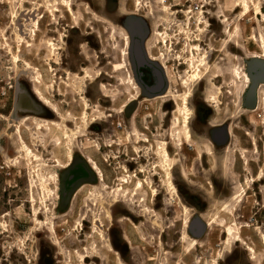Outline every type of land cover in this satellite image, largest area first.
I'll return each mask as SVG.
<instances>
[{
  "label": "rangeland",
  "instance_id": "1",
  "mask_svg": "<svg viewBox=\"0 0 264 264\" xmlns=\"http://www.w3.org/2000/svg\"><path fill=\"white\" fill-rule=\"evenodd\" d=\"M139 1L140 8L137 0H69L74 11L83 15L76 19L68 12L64 0H0V264H80L77 253L86 251L92 241H99L97 236L91 239L90 230V221H95L99 215L123 264H212L214 254L222 252L223 236L218 228L208 231L191 254L186 245L178 242L184 229L181 217H173L172 200L176 205L179 202L167 195L161 183L154 181L157 179L154 152L159 142L170 141L167 133L170 116L166 109L162 111V105L167 102L154 108L148 103H135L120 114L135 94L129 92L125 44L119 31L113 28L129 30L132 23L139 20L144 24L145 38H149L154 29L169 34L167 46L160 42L158 35L152 45L155 53L165 54L175 72L188 71L183 58L189 56L190 47L199 39L210 56H218L215 65L222 71L214 68L212 76L223 74L230 84L237 81L233 69L238 63L232 56H241L240 46L245 49L246 63L250 55L263 53L264 16L256 13L255 4H261L264 12V0H248L247 13L236 7L242 0H168L172 8L168 13L160 12L155 0ZM120 5L121 12L118 11ZM55 9L59 12L53 14ZM135 10H140L139 16H132ZM149 13L153 20L145 18ZM41 17L38 29L36 19ZM23 32L26 43L20 47ZM232 35L231 47L224 51L222 46ZM16 56L21 59L19 64L15 63ZM25 62L36 69L28 70ZM252 63L255 62L249 61L248 65ZM228 91L232 94L228 110L237 115L240 111L236 108L238 92L231 86ZM42 95L53 103L59 115L54 113L53 107L39 100ZM18 97L21 112L15 111ZM83 98H87L89 104L87 121L83 117L86 111ZM27 110L37 116L29 115ZM259 114L260 119L264 118V108ZM130 118H134L139 133H135L138 138L128 140ZM39 126L43 129L39 130ZM18 130L33 155L22 151ZM171 136L172 141H177V134ZM180 136L183 140V135ZM261 144L263 148L264 125L261 126ZM181 148L189 147L183 143ZM170 150L186 165L184 157L179 155L182 151ZM91 160L102 169L110 189H116L120 180L129 175L156 182L153 186L158 190L157 198L145 185L146 204L162 213H157V218L143 214V208L139 207L140 195L130 197L133 203L125 198L115 202L108 195L109 190L103 191L102 184L95 185L96 179L86 163ZM76 165L85 166L93 175L91 183L78 184L71 192L60 188L61 197L57 201L48 190H55L53 182L57 177L61 185ZM187 166L195 167L191 163ZM229 169L230 166L225 173H229ZM140 170L144 173H139ZM179 173L180 165L175 167L173 177L183 202L205 214L206 208L199 209L195 201L213 199L214 190L200 189L194 185V178L185 181ZM193 173L194 170L188 171L190 175ZM227 176L226 184L231 181ZM233 178L246 190L247 196L232 215H220L227 222L261 227L264 234V182L253 187L249 183L251 179L243 183ZM46 182L48 186L44 189ZM128 187L131 192L133 183ZM96 191L106 194L105 203L94 195ZM225 196L217 195L215 200L225 201ZM35 211L44 222L50 218L51 225H33ZM6 214L8 216H4ZM83 218V225L78 226ZM52 223L54 233L50 230ZM201 228L196 225L194 230L197 233ZM54 237L61 246L55 245ZM244 237L258 251L259 264H264V241L253 227L244 229ZM99 249L105 259L92 256L87 264H119L103 244H99ZM222 254L217 264H253L240 245L233 247L230 254Z\"/></svg>",
  "mask_w": 264,
  "mask_h": 264
},
{
  "label": "flooded vegetation",
  "instance_id": "2",
  "mask_svg": "<svg viewBox=\"0 0 264 264\" xmlns=\"http://www.w3.org/2000/svg\"><path fill=\"white\" fill-rule=\"evenodd\" d=\"M122 9L123 8L120 5L118 11L121 12ZM132 14V16L134 17L139 16L136 10ZM145 18L153 20L151 13L146 15ZM118 28L122 30L125 29L128 32L131 40V44L127 53L129 55H127L128 63L126 64V71L128 72L127 77L130 78L132 76L134 82V87L131 88L129 92L134 93L135 95L131 97L127 109H129V107L135 103H148L149 106L154 108L161 103L165 104L167 102V104L162 105V111L166 109V114L170 116L167 131L170 141L166 143H168L169 145V151L172 158H174L176 161L175 166L173 167V170L171 172L174 184L176 178L173 177V171L176 166L180 165L179 176L182 180L191 181L192 177L196 180V183H194V185L198 188L203 189L205 187H208L214 190L213 199L211 197H208L209 199L205 198L203 201H195V204H197L196 207H198L199 209L203 210V207L206 208L205 214H202L198 212L196 208H190L183 202L179 189L175 184L183 206L180 208V206L176 205V202L172 200L173 217H181L180 222L182 224V228L184 229V231H182L180 234L178 242L183 244L181 240L182 235L185 233L190 239V243H195L194 247H192L191 249H189L188 244L186 245L187 252L191 254L193 250L197 248L199 244H201L205 239L204 236L208 231L214 228H218L221 230V235L223 236L220 244L222 252L230 254L233 247H235L236 245H240L243 246L245 251L247 252L248 260L253 264H259V260L257 257L258 251L252 244H249L247 238L244 237V229H250L253 227L255 233L259 235L260 238L264 241V234L261 231V227H255L253 225L246 224L240 225L237 221L227 222L226 218H224L220 214L232 215L235 211V207L238 206L235 204L234 198L236 197L235 195L238 190H240V188L242 187L238 184V182H235L236 179L233 177H236L243 183H245L248 179H251L249 183L253 185V187L255 186V184L259 186L261 185L260 183L264 182V179H259L260 173L263 170L262 166H264V145L262 148L261 144V126L264 125V118L260 119L261 116L259 114V111L264 108V100L263 102H261L260 97L262 94H264V89L261 91V86L264 85V82L258 83L259 87L256 94L251 93V89L254 86V83L252 82L249 74L251 73L253 77L261 79L264 75V70H262L259 65H255L254 63L248 65V63L245 62V49L244 47L240 46L239 49L241 56H232L235 62L238 63V68L240 69L241 73V75L237 76V81H232L230 84H228L227 77L223 76V74L212 76L210 72L209 75L203 80H200L198 83L193 84L191 99L189 101V109L191 111L189 126L193 137L192 141L186 138V136L184 135L185 130L182 129L181 126L178 127L173 125L175 114L177 111L176 104L173 101V96L174 94L179 96L183 95L185 89L181 86V83L171 81L169 71L172 67L168 64L167 59L165 58V54L163 52L155 53L154 51L152 40H154L155 35L162 33H160L159 31L157 32L155 29L151 30L149 38H145L143 40V46L140 47V49L144 51L146 55V58H144L143 56V58L146 60V63L144 65H139L141 57L140 54L136 52V41H138L139 39L132 36L127 28ZM24 35L25 33L23 34V36ZM124 44L126 48L125 41ZM261 50L263 51L262 48ZM149 52H151L158 59L162 58V62L152 61L149 57ZM250 57H264V51L263 53L250 55ZM178 58L180 59L181 57ZM217 58L218 56L216 55H209V63L212 67H217L215 65ZM219 60L226 61L223 58H220ZM175 73L180 81L187 74V70H176ZM180 73H182V76L179 75ZM245 75H247L250 81L249 84L247 83ZM197 86L199 87L196 88ZM228 86L235 88L238 92L236 95V108L240 109V111L239 114L237 112L238 110L236 111L237 115L232 114V112L228 110V106L231 103L229 101V95H232L231 92L228 91ZM213 90L216 93V101L210 99ZM127 109H125L124 113L127 112ZM27 113L29 115L37 116L29 110H27ZM128 129V140L133 139V137L136 136L135 133H139L134 118H130ZM173 133L177 135L182 134L183 140L179 141V139L177 138V141H172L171 135ZM136 137L138 138V136ZM145 142L149 143V140L145 139ZM183 143L188 144L189 148L187 150L181 148ZM163 144L164 142H159L157 149L154 152L157 160L154 166V169L156 171L154 176H156L157 179L154 181L161 183V185L164 187L163 182L166 176L163 169L158 167L160 165L161 159V145ZM172 148L182 151V154L179 153V155L184 157V159L186 160V165L180 163L181 160L177 158L178 154L171 153L170 149ZM208 149L211 151V153ZM226 160H228V166H230L229 173H225L226 170L224 167V163ZM86 163L93 173L96 179L95 185H97L99 183V180L95 173L92 171L89 162ZM188 163H191V165H195V167H188ZM71 164L69 166H71ZM192 170H194V173L191 175L188 174V171ZM139 173L143 174L144 171L140 170ZM226 174L228 175L227 177L229 178V180L232 181L233 185L231 181H228L227 184L225 183ZM93 175L85 166L76 165L62 180L61 185L57 183L59 182L58 177L54 180L53 184L58 186L59 192L61 191V189L63 192H71L78 184L91 183ZM131 177L132 182H134V179L137 176L134 175ZM137 179L139 178L137 177ZM143 182L149 186L150 192L152 194V188H154L153 184L156 182H153L152 180ZM164 188L168 195L166 187ZM256 189H259V187H256ZM154 190L157 192V198L159 196L158 190L156 188H154ZM79 192L75 194L73 199L76 198ZM207 193L208 192L205 191V194ZM261 193L262 191H259V194ZM217 195H226V200L222 202L216 201L215 197ZM245 196H247V192ZM60 197L61 192L60 196L56 198V200L59 201ZM225 205L227 206V210L223 211L222 213V208ZM162 206L167 207L166 205H164V203H162ZM184 208H188L189 210L187 224L185 221ZM262 208H264V206H262ZM4 216L8 215L6 214ZM205 218L207 220H205ZM214 218L215 220L213 221ZM240 219H243V216H241ZM90 224V230L92 233L94 223L90 221ZM196 225H201L202 227L204 225L205 231H203L202 233L197 232L198 234L194 233L195 230L191 229V227L194 228L196 227ZM228 227L234 228L236 230V233L231 236L226 231ZM192 231H194V234L192 233ZM201 234L203 235L202 237ZM251 247L254 249L256 256L251 253ZM115 251L117 252L116 249ZM222 252L214 254V261L212 260V264H217L216 260L222 258Z\"/></svg>",
  "mask_w": 264,
  "mask_h": 264
},
{
  "label": "bare ground",
  "instance_id": "3",
  "mask_svg": "<svg viewBox=\"0 0 264 264\" xmlns=\"http://www.w3.org/2000/svg\"><path fill=\"white\" fill-rule=\"evenodd\" d=\"M167 2H168V0H155V4L158 6L160 12H162V13H168V11L170 9H172V8H169ZM250 2H251V0H250ZM64 3H65V5L68 8V12L72 16H74V18H76V19L79 18V17H80L79 19L83 18V15L77 14L74 11V9L72 7V4H71V2H69V0H64ZM136 3H137V7L140 8L141 7L140 1L137 0ZM255 6H256V13L258 15L264 16V12L262 10L261 4L258 3V4H255ZM236 7H241L245 13L249 12V10H250V4H249L248 0H242L241 2H239V3L236 4ZM139 11L140 10H136L137 13H139ZM57 12H59L58 9H55V10L52 11L53 14L54 13H57ZM41 19H42V17L39 18V19H36V27L38 29H39V25H40L39 22H40ZM208 26H209V23H208ZM116 29L119 31L123 42L125 41V43H126V48L123 49V51H124L123 53H125L124 55L127 57V55H129V54H127L128 53V49H129L130 44H131L130 36H129L128 32L125 29L122 30V29H119L118 27L113 28V30L115 32H117ZM199 31L205 32L202 29H200ZM33 35L35 37L37 36L36 31H35V33ZM157 35L159 37L160 42L162 44H165L167 46V44L169 43V38H170L169 37V34L165 33V34H157ZM226 35L229 36L230 34L226 32ZM24 36L22 35L21 38H20V44H21L20 47L22 46L23 43H26ZM261 37H262V47L261 48L264 51V37L263 36H261ZM232 38H234L233 35L231 36V39L229 41H225L224 45L222 46L224 48L223 49L224 51H227L228 48L231 47ZM201 42H202L201 40L197 39L195 41V43H197V44L190 47L189 56L183 58V59H185L184 60L185 61L184 64L188 68V71H187V74L185 75V77H183L179 81L178 77L176 76V73L174 72V69L173 68H170V71H169L171 81L172 82L174 81V82L181 83V86L185 89V92L183 93V95H180L179 96V95L174 94V96H173V101L176 104V108H177L176 109L177 111H176V114H175V119H174V124L173 125L174 126H178V127L181 126L182 129L185 130L184 135L186 136V138L189 139V140H192V141H193V137H192V133L190 131V126H189L190 119H191V111L189 109V101L191 99V94H192V85L195 84V83H198L200 80H203L205 77H207L209 75V73L212 71V69H214V68L218 69L219 71H222L221 68H218V67H215V66L214 67L211 66V64L209 63V55L210 54H209V52H206L202 48V46L200 44ZM49 45L54 48V44L53 43L49 42ZM28 46L30 47L31 45L28 44ZM167 51L170 52V50H168V49H167ZM149 57L154 62H162V60H163L162 58L161 59L156 58V56H154L151 52H149ZM247 60H248V62L250 60L251 61H262L263 62L264 61V57H261V58H259V57H250ZM20 62H21L20 57L19 56H16L15 57V63L19 64ZM25 67L28 70L36 69V68H34L28 62H25ZM233 72L237 76L241 75L240 69L238 67H235L233 69ZM245 77H246L247 83L249 84L250 81H249L247 75H245ZM87 78L88 79L90 78V74L89 73L87 75ZM128 85L130 86V89L134 87V82H133L132 76L130 78H128ZM263 89H264V85L261 86V91ZM248 90H249V87H248ZM215 94L216 93L213 90V93L210 96V99L216 101ZM260 97H261V102H263V100H264V94H262ZM39 100L42 101L48 107H53L54 113L56 115H59L57 109L55 108V106L53 105V103L49 99L45 98L42 95L39 98ZM83 102H85V105H86V108H85L86 111H85L83 117L87 121L88 114H89L88 113L89 104L87 102V98H83ZM129 103H130V101H129ZM129 103L126 104L123 107L124 110L121 111L120 114L124 113L125 109L128 108ZM15 108H16V110H15L16 112H18V111L21 112L22 111V108L20 107V99H19V97L16 98V100H15ZM95 122H97V120H93V123H95ZM53 125H55L57 127H60L58 124H55V123H53ZM119 128H122V127L120 126ZM38 129L39 130H42L43 129V126H39ZM18 133H20V138H21V141L23 143V145H22V151L23 152H26L27 155H33V152L30 150V148L23 141V138L21 136V130H18L17 131V134ZM66 137L67 138L69 137V134L68 133H66ZM177 138H179V140L181 139L180 134L177 135ZM209 152L211 153L210 150H209ZM35 157L38 160V157L37 156H35ZM160 158H161V163H160V165L158 167L163 169V171L165 173V176H166V178H165V180L163 182V185H164V187H166L168 193L171 196H173V198H176L178 200V202L180 204V208H181V207H183L182 206V203H181V199H180L179 193L177 191V188H176V186H175V184L173 182L172 176H171V172L173 170V167L175 166L176 161H175L174 158H172V156L170 154L168 143H165L164 142V144L162 145L161 152H160ZM72 160H73V158H72ZM89 165L91 166L92 171L97 176V178L99 180V183L102 184L103 191L109 190L108 195L111 196L115 200V202L117 200H122L123 198H125V199H127V202L128 203H133V202H131L132 200H130V197H133L134 198L135 196L140 195V198H139V200H140L139 201L140 206L139 207L143 208L142 209V213L145 214L146 216H151L152 215L151 216L152 218H157L158 217L157 216V212L154 211V210H152L146 204V202H147V200H146L147 193L145 191V185L146 184L142 180L137 179V177H136L135 178L136 180H134V182H135L134 183V182H132V177L131 176H129V177L127 176V177H124V178H122L120 180V185L117 186L116 189L115 188L110 189L108 187V185L105 183L106 181H105V178H104V173H103L102 169L99 167L98 163H96L95 161L91 160V161H89ZM228 165H229L228 160H226L225 163H224V167H225V170L226 171H228ZM259 179H261V180L264 179V170L261 171L260 176H259ZM132 183H133L134 186H133V190L130 192L128 186L130 184H132ZM46 186H48V183L47 182L44 185V189H45ZM48 192L51 194V196H54L55 198H58L60 196V192H59L58 186L55 187V190L54 191L51 190V189H49ZM245 194H246V191L243 188H240V190H238V192L235 195L236 197L234 198V201H235V204L236 205H239V204H241L243 202V197L245 196ZM94 195H96V197H98L99 199H102V202L105 203L104 198H105V195L106 194H102L101 192L96 191V192H94ZM156 195H157V192L154 190V188H152V196L153 197H156ZM32 201H34V200H32ZM173 201H175V200L173 199ZM34 203L36 204V202H34ZM43 203H45V202L43 201ZM34 207H35V205H34ZM107 210H108V208H107ZM226 210H227V206L225 205L222 208V213H223V211H226ZM184 214H185V221H186V224H187L188 217H189V210H188V208H184ZM101 216L102 215L97 216L96 217V220L93 221L94 226H93V231L91 233V239H94L97 236L100 242L98 240L97 241H92L91 244H89V246L86 249V251L79 252V253L76 252L77 253V259L79 260V263L80 264H87V260L90 257H92V256H97L99 258L105 259L104 258V255L101 253V251L99 249V244L101 243V244H103L104 249H106L107 252L115 255L116 260H118V263L119 264H123L120 255L118 254V252L115 251V248L113 246V243H112L109 235L106 234V231L104 230L105 228L103 227L102 221L100 219ZM106 217L108 219H111V216L108 215V214H106ZM49 220H50V218H48V222H44V221L40 220L39 213L35 211V213H34V219L32 220V222H33V225H35V226L36 225H42V226L46 227V226L51 225V223H49ZM214 220H215V218L213 219V221ZM83 221H84V218L78 223L79 224L78 226H80V225L82 226L83 225L82 224ZM191 229H194V228L191 227ZM50 230H51L52 233H54V223H52V227H50ZM203 231H205L204 225L202 227L201 233ZM226 231L231 236L236 233V230L234 228H232V227H228V229ZM193 232L194 231H192V233ZM194 233H196V232H194ZM202 236L203 235L201 234V237ZM189 240L190 239L188 238V236L184 233L182 235V240L181 241L185 245L188 244L189 245V249H191L192 247H194V244L195 243H190ZM54 243H55V245L61 246V243L55 237H54ZM250 249H251V253H253L256 256V253L254 252V249L252 247Z\"/></svg>",
  "mask_w": 264,
  "mask_h": 264
},
{
  "label": "water",
  "instance_id": "4",
  "mask_svg": "<svg viewBox=\"0 0 264 264\" xmlns=\"http://www.w3.org/2000/svg\"><path fill=\"white\" fill-rule=\"evenodd\" d=\"M129 31H130L132 36L137 37L139 39L138 41H136V49H137L136 52H138L140 54V57H141L139 65H144L146 63V60L144 59V58H146V55H145L144 51H142L140 49V47L143 46L142 42L145 39V32L146 31L144 29V24L141 21H139V20H135L132 23L131 28L129 29ZM143 56H144V58H143ZM254 62H255L254 63L255 65H259V67L262 70H264V62H262V61H254ZM249 74H250L252 82L254 83V86L251 89V93H253V94L255 93L256 94L257 93V89L259 87L258 83L264 82V75L262 76L261 79H257L255 77H253L251 73H249ZM201 230H202V228L200 229L199 232H201Z\"/></svg>",
  "mask_w": 264,
  "mask_h": 264
}]
</instances>
